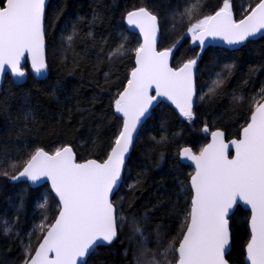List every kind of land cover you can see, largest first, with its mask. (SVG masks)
Masks as SVG:
<instances>
[{
    "label": "trees",
    "instance_id": "16d2710c",
    "mask_svg": "<svg viewBox=\"0 0 264 264\" xmlns=\"http://www.w3.org/2000/svg\"><path fill=\"white\" fill-rule=\"evenodd\" d=\"M191 3L50 1L45 23L48 78L36 80L29 73L26 81L17 85L7 77L0 93V264H23L29 247L33 255L47 226L58 216V203L48 185L33 188L26 181L10 182L30 155L37 148L53 154L69 146L78 162H103L114 146L123 122L115 111V100L127 86L135 67V50L141 46L140 37L126 27L125 17L140 7L158 18V49L175 46L174 68L199 57L194 117L182 119L164 103L154 109L136 138L113 201L118 216L124 218L118 221V238L97 249L86 264H145L169 241L175 240L179 246L181 224L191 206L189 180L193 174L192 168L180 162V151L189 147L200 153L209 140V135L202 134L205 126L209 132L223 130L228 139L238 138L256 101L264 99V37L235 51L194 47L185 36L190 24L214 14L222 0H203L189 19L182 14ZM231 3L234 19L239 22L257 0ZM121 44L123 54L110 57ZM45 197L47 207L41 208ZM249 218L250 213L240 207L231 217L230 264H245ZM134 223L146 240L134 231ZM41 224L44 230L38 227ZM170 259L171 264L176 263L175 258Z\"/></svg>",
    "mask_w": 264,
    "mask_h": 264
},
{
    "label": "snow or ice",
    "instance_id": "6c2138e0",
    "mask_svg": "<svg viewBox=\"0 0 264 264\" xmlns=\"http://www.w3.org/2000/svg\"><path fill=\"white\" fill-rule=\"evenodd\" d=\"M202 4L203 0H192L182 15L191 19ZM45 5L46 0H3L0 79L6 71L25 77L21 68L25 53L30 55L37 76L46 71ZM127 20L143 33L144 43L135 50L137 67L131 72L127 87L115 100V111L122 115L123 122L107 160L76 163L71 147L58 148L53 154L37 148L18 175L11 176L13 180L24 177L33 183L47 179L58 198V216L47 226L43 242L34 255L29 247L23 264H86L88 255L117 238L118 221L124 218L118 216L111 196L113 190L118 189L133 134L155 99L149 94L153 88L156 96L166 97L184 117L193 118V69L199 57L173 69L169 66V57L175 46L156 49L157 16L146 7H140L129 12ZM262 30L264 0H257L250 14L239 22L233 19L231 0H222L214 14L198 19L188 28L193 42L199 41L201 46L207 37H219L230 45L240 44L249 37L264 34ZM122 54L121 44L110 57ZM261 92L264 93V88ZM223 136L221 131L212 133V143L198 155L189 148L183 149V157L195 163L196 171L191 176L194 196L181 224L179 246L175 240L169 241L158 256L153 253L145 264H171L170 257L175 258L176 264H228L225 259L230 243L228 216L238 201L251 210L246 260L250 264H264V102L256 101L250 122L243 128V138L231 141L235 147L232 159L228 158V145ZM39 206L47 207L46 197ZM38 227L45 229L44 224ZM134 231L141 240H146L141 227L135 223ZM157 245L159 248V232ZM148 251L145 247V253ZM53 253L54 256H50Z\"/></svg>",
    "mask_w": 264,
    "mask_h": 264
},
{
    "label": "water",
    "instance_id": "95a60500",
    "mask_svg": "<svg viewBox=\"0 0 264 264\" xmlns=\"http://www.w3.org/2000/svg\"><path fill=\"white\" fill-rule=\"evenodd\" d=\"M51 0H46V5H45V13H44V41H45V45H44V55H45V60H46V64H47V54H46V51H47V43H46V33H45V23H46V12H47V9H48V6H49V3H50ZM0 6H3V5H0ZM135 10H138V9H135ZM133 11V10H132ZM131 12V11H130ZM250 14V13H249ZM128 15V14H127ZM127 15L125 17V24H126V27L129 29L130 32H132L133 34H136L140 37V40H141V45L144 43V36H143V33L140 31V29L138 27H136L135 25L133 24H129L128 23V20H127ZM233 19H234V16H233ZM235 20V19H234ZM157 23H158V28H159V31L157 33V37H156V49L157 51H160L158 49V46H159V41H160V27H159V21H158V18H157ZM264 31V30H262ZM264 37V34H257L256 36H253V37H249L247 40H245L244 42L240 43V44H235V45H230L228 44L225 40L219 38V37H207L204 41V45L201 46L199 44V41L196 42V45L197 47H200L201 49H205L209 46H213V47H221V48H225V49H228L230 51H235V50H238L240 49L241 47H243L248 41L250 40H258L260 38ZM173 56H174V51L171 52V55L169 57V66L172 67L173 69H178V68H174L173 65H172V59H173ZM28 66L29 67V70L27 71L25 69V67ZM135 67H137L136 65V57H135ZM134 67V69H135ZM21 68L25 71L26 75L25 77L23 78H19V77H16L14 76L10 71H6L4 74H3V77L2 79H0V93L2 91V88H3V85H4V82H5V79L7 77H10L15 84L19 85V84H23L29 73L36 79V80H46L49 76V67H48V64H47V69L46 71L43 73V75H40V76H37V74L34 72V70L32 69V66H31V59H30V55L28 53H25V57L24 59L21 61ZM133 69V70H134ZM132 70V71H133ZM196 76H197V67L195 65L194 69H193V84H194V89H195V95L193 96V105H192V112L194 111V108H195V104H196V97H197V87H196ZM131 78V74H130V77L129 79ZM127 87V86H126ZM125 87V88H126ZM124 91V90H123ZM122 91V92H123ZM150 95L154 96L155 99L152 101V104L151 106L149 107V110L147 113H145V116L141 118V122L140 124L137 126V129H136V132L133 134V140H132V145L130 147V150L129 152L125 155V162H124V166H123V169H122V172H121V177H120V180L118 181V189H114L113 190V194L111 196V199L114 201V198L115 196L117 195L118 191L120 190L121 186H122V183H123V178H124V173H125V170H126V166H127V163H128V160H129V157L134 149V144H135V141H136V138L141 130V128L143 127V125L147 122V120L151 117L152 115V112L154 111V109L159 106L160 104H167L169 105L170 107H172L176 112L177 114L179 115V117H181L182 119H185L186 117H184L179 109L175 106V104H173L170 100H168L166 97H162V96H156V92H155V88H153L150 93ZM261 102H264V99L261 101ZM253 113V112H252ZM117 115L119 117H122L121 114L117 113ZM251 117V116H250ZM249 122H250V119H249ZM248 122V123H249ZM247 123V124H248ZM247 124L244 126L246 127ZM243 127V128H244ZM243 128L241 129L240 131V135L238 138H232V139H228L227 138V135L226 133L223 131V130H215V131H212L210 134H209V140L207 142V144L203 147H207L209 144L212 143V133L214 132H217V131H221L224 133V136H223V140H224V143L228 145V148H227V155H228V158L229 159H232L234 158L235 156V147L231 144V141L232 140H240L242 139V132H243ZM69 147V146H68ZM185 148H189V147H185ZM184 149V148H183ZM183 149L180 151L179 153V160L182 164L184 165H187L189 166L190 168L193 169V174H195V171H196V168H195V163L191 160H187L186 158L183 157L182 153H183ZM191 149V148H189ZM73 150V149H72ZM192 150V149H191ZM193 152V150H192ZM74 153V151H73ZM50 154V153H49ZM110 154V153H109ZM193 154H196L195 152H193ZM75 155V153H74ZM198 155V154H196ZM108 158V157H107ZM106 158V160H107ZM89 160H95V159H89ZM88 160L86 161H83V162H78L77 161V158H76V155H75V162L76 163H86ZM98 163H103V162H100L98 160H96ZM20 181H26L28 182V184L33 187V188H36V187H39V186H42V185H48L51 192H52V195L54 196V198L56 199V201H58V198L56 197L54 191L52 190L51 188V182L47 179H41L39 181H36L35 183H33L32 181L30 180H27L26 178L24 177H21L19 180H13V179H10V182L12 183H17V182H20ZM189 187H190V190L192 192V198L194 196V190L192 189L191 187V178L189 180ZM115 209H116V206L114 205ZM240 207L241 209H243L244 211H247L250 213V216H251V210H250V207L243 204V202L241 201H238L236 205L233 206V209L230 211L229 213V216H228V221H229V224H228V227H229V232H230V243H229V246L228 248L225 250V259L228 261L227 259V256L229 255V253L231 252L232 250V233H231V217L234 215L235 211L237 210V208ZM116 212H117V209H116ZM248 226H249V229H250V218H249V223H248ZM46 235V233L44 234V236ZM44 238V237H43ZM43 238L41 240L40 243L43 242ZM117 238H118V235H117ZM117 238L112 242V244L117 240ZM111 245V244H110ZM110 245H105V246H101V247H108ZM39 245L37 246L36 250L38 249ZM101 247H98L97 249L101 248ZM96 249V250H97ZM35 250V251H36ZM95 253V252H94ZM94 253H91L90 255H88L86 257V263L88 262V260L90 259V257L94 254ZM35 254V252L33 253V255ZM50 256H54V253L53 254H50ZM245 264H250V262H248L246 260V248H245ZM176 264V263H175ZM228 264L229 261H228Z\"/></svg>",
    "mask_w": 264,
    "mask_h": 264
},
{
    "label": "rangeland",
    "instance_id": "374dc122",
    "mask_svg": "<svg viewBox=\"0 0 264 264\" xmlns=\"http://www.w3.org/2000/svg\"><path fill=\"white\" fill-rule=\"evenodd\" d=\"M195 23V22H194ZM186 37H189V39L191 40V44H192V46H194V47H197V45H196V42L194 43L193 42V40H192V35H191V33L187 30V32H186V35H185ZM199 49H201L200 47H199ZM201 50H204V49H201ZM27 70V69H26ZM28 71V70H27ZM194 117V116H193ZM205 128H206V126L202 129V134L203 135H209L211 132H209V130H208V128H207V131H205ZM196 154H199V153H196Z\"/></svg>",
    "mask_w": 264,
    "mask_h": 264
}]
</instances>
